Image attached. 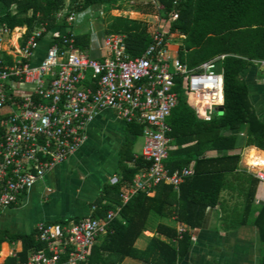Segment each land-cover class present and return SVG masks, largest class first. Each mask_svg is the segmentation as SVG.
<instances>
[{
    "label": "built area",
    "instance_id": "1",
    "mask_svg": "<svg viewBox=\"0 0 264 264\" xmlns=\"http://www.w3.org/2000/svg\"><path fill=\"white\" fill-rule=\"evenodd\" d=\"M143 1L155 5L156 23L152 41L136 57L126 52L122 33H110L101 40L91 35V43L102 50L97 58L74 45V30H57L45 56L34 63V53L46 31L42 28L10 52L9 61L1 52L10 31L0 26V210L18 204L49 170L76 153L87 139L88 125L106 109L114 110L126 123L144 126L141 155L150 161L149 168L138 173L128 191L120 195L121 202L161 183L177 189L195 174L191 165L173 172L165 165L172 148L168 118L179 102L178 82L198 119L210 122L219 116L225 102L226 55L189 67L170 50L171 40L184 36L171 31L158 0ZM80 13L72 14L69 22L74 25ZM175 16L172 13L171 19ZM56 35L61 39L55 41ZM255 64L264 71V60ZM88 75L94 85H85ZM246 166L264 183V150L250 154ZM109 182L116 184L119 177L112 176ZM119 209L117 205L103 219L87 218L65 225L40 223L38 239L45 247L18 264L86 263ZM176 230V240L187 231L178 218Z\"/></svg>",
    "mask_w": 264,
    "mask_h": 264
},
{
    "label": "trees",
    "instance_id": "2",
    "mask_svg": "<svg viewBox=\"0 0 264 264\" xmlns=\"http://www.w3.org/2000/svg\"><path fill=\"white\" fill-rule=\"evenodd\" d=\"M125 2L0 0V26L5 25L10 32L17 27H26L20 39V45L23 46L36 29L45 28L44 34L56 29H69L70 16L90 8H98L109 14L112 9H129L145 14L156 12L151 2L136 0L134 4L128 5ZM158 2L163 7L162 16L169 20L171 31L184 36L178 53L179 58L189 67H195L220 54L226 55L223 61L224 113L210 122L198 119L178 82L179 102L168 118L172 128L169 133L172 148L165 165L173 172L193 163L195 174L186 178L178 191L170 184L161 183L156 186L154 196L141 190L123 203L120 195L127 192L138 173L150 166V161L142 155L135 157L133 152L135 141L143 134L144 126L127 123L128 141L122 151L119 182L103 187L101 195L91 204L95 209H91L89 216L46 222L65 225L87 218L103 219L109 210L119 205L120 209L110 221L107 231L101 235L100 243L91 250L90 264H117L123 257L137 258L152 264H179L188 251L194 228L203 222L206 208L218 204L220 192L226 186L227 175L239 168L241 151L237 140L240 131L244 130L246 135L245 146L253 145L264 150V122L250 103L248 85L241 75L246 68L264 60V0ZM172 13L176 16L171 19ZM111 18L104 31L124 34L126 51L133 57L141 55L152 41L153 25L121 15ZM89 34L86 30L76 33L74 45L85 49L89 44ZM60 39V36L55 37V41ZM214 151H221L222 154H214ZM253 195L254 190L247 197L242 222L247 221L251 215ZM152 214L163 217L176 214L186 225L187 231L174 242L178 235L176 228L161 223L157 226V232L164 234L166 239L153 236L144 249H139L135 243L146 229ZM254 218L263 242L264 262V204L258 208ZM38 235V227L29 234L10 235L0 231V245L6 238L11 241L21 240L22 243V249L15 256L8 257L4 264L25 261L32 253L43 249L45 243L38 239Z\"/></svg>",
    "mask_w": 264,
    "mask_h": 264
},
{
    "label": "crops",
    "instance_id": "3",
    "mask_svg": "<svg viewBox=\"0 0 264 264\" xmlns=\"http://www.w3.org/2000/svg\"><path fill=\"white\" fill-rule=\"evenodd\" d=\"M126 1L134 4L136 0L132 3H130L132 0ZM99 10L102 18L104 12ZM119 12L118 16L132 19L137 18L131 17L133 13L145 15V13L132 10H119ZM150 14L154 15L155 12ZM69 24L71 26L69 29L73 30V24L70 22ZM150 24L154 26L153 23ZM105 27L106 25L101 22L100 30H86L90 33L89 44L85 49L80 50L88 51L91 56L101 57L102 50L99 44L91 43V35L101 40L104 35L110 34L104 31ZM69 29H56L43 34L32 62L38 63L45 56L55 31L66 32ZM25 31L26 27H17L4 37V51L1 54L5 58L12 60L10 52L18 49ZM78 32L80 31H75V33ZM44 38H46L45 41ZM179 43V45L170 43L172 55L179 56V47L182 45L181 42ZM241 75L248 85L250 103L259 119L264 122V71L255 64L243 70ZM85 85H94L90 75ZM140 136L144 138L143 134ZM139 137L133 146L135 157L142 154L144 147L143 145L141 152L138 151ZM245 138L244 130L240 131L237 140V146L241 151L238 170L227 175L226 186L220 192L218 204L206 208L203 222L201 226L194 228L188 251L179 264H264L262 260L263 242L258 226L254 224L255 213L264 204V183L260 182L246 166V160L252 154L251 149L254 153L262 149L253 145L245 146ZM127 141V123L112 109L102 111L88 125L87 139L76 153L49 170L41 180L22 195L18 204L0 210V231L10 235L29 234L43 222L89 216L92 209L91 204L101 195L103 187L110 185L109 179L112 176L121 177L120 161ZM213 153L222 154L221 151ZM190 165L193 166V163ZM53 183L57 184V186L55 184L57 190H61L60 197H56L55 188L51 187ZM175 190L178 191L179 187ZM253 190L251 215L247 221L242 222L247 197ZM156 192V186L147 191L149 196H154ZM52 194L56 198L53 199L54 202L49 203ZM60 200L65 201V204H61ZM177 218L176 214L171 217L152 214L148 219L146 229L135 243L136 247L144 249L153 236L166 239L164 234L157 232V226L163 223L176 228ZM100 239L101 236L95 245L100 243ZM174 242H177L176 238ZM21 249V240L11 241L6 238L0 245V264H4L8 257L15 256ZM82 264H90L89 259ZM117 264L152 263L137 258L123 257L118 260Z\"/></svg>",
    "mask_w": 264,
    "mask_h": 264
},
{
    "label": "rangeland",
    "instance_id": "4",
    "mask_svg": "<svg viewBox=\"0 0 264 264\" xmlns=\"http://www.w3.org/2000/svg\"><path fill=\"white\" fill-rule=\"evenodd\" d=\"M125 0H120V2H124ZM127 3V2H125ZM129 4V2L127 3V5ZM129 10V9H127ZM119 10L117 9H112L110 11V14L111 16H117L119 13ZM153 14H140V13H133L131 14V17H137V18H134V19H139V20H146V21H149L150 23H156V18L154 17V15L152 16ZM111 16L109 15V12H104V15L103 17L101 18L100 16V10L98 11V8H90L88 10H86L85 12L83 13H80L76 16V21L74 22V25H73V30L74 31H83V30H88V31H94V29H97V30H100L101 28V22H103V25H108L110 23V21L112 20ZM36 30H42V28H38ZM46 38H44L43 40L45 41ZM179 42H183L182 41V38H179V37H176L174 38L173 40H171V44L172 45H179L180 43ZM144 145V138L142 136L139 137V141H138V151L141 152L142 150V147ZM56 183H53V185H51V187L55 188L54 192L57 193L56 194V197H60L61 195V190H57L56 189V186H55ZM55 186V187H54ZM57 191V192H56ZM55 195L52 194L50 195V202H54V197ZM61 204H65V201H61ZM48 203V204H49ZM53 207V206H52ZM51 207V208H52ZM50 209V208H49Z\"/></svg>",
    "mask_w": 264,
    "mask_h": 264
},
{
    "label": "water",
    "instance_id": "5",
    "mask_svg": "<svg viewBox=\"0 0 264 264\" xmlns=\"http://www.w3.org/2000/svg\"><path fill=\"white\" fill-rule=\"evenodd\" d=\"M224 113V107H221L220 109H219V115H222Z\"/></svg>",
    "mask_w": 264,
    "mask_h": 264
},
{
    "label": "bare ground",
    "instance_id": "6",
    "mask_svg": "<svg viewBox=\"0 0 264 264\" xmlns=\"http://www.w3.org/2000/svg\"><path fill=\"white\" fill-rule=\"evenodd\" d=\"M17 33V32H16ZM17 44V43H16ZM254 149V148H253ZM251 153L253 154L254 152H252V149H251Z\"/></svg>",
    "mask_w": 264,
    "mask_h": 264
}]
</instances>
